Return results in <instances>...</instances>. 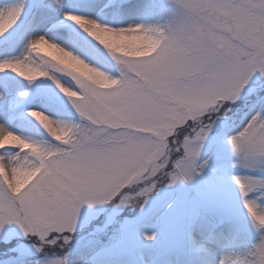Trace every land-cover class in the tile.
<instances>
[{"label":"snow or ice","instance_id":"6c2138e0","mask_svg":"<svg viewBox=\"0 0 264 264\" xmlns=\"http://www.w3.org/2000/svg\"><path fill=\"white\" fill-rule=\"evenodd\" d=\"M172 3L181 13L167 23L126 26L102 19L138 8L131 4L126 8L122 0L34 3L36 11L59 13V22L50 23L61 43L26 25L25 0L0 5V43L17 36L7 51H0V166L9 179L22 171H36L19 192L0 177V241L22 236L28 243L17 255L44 253L57 246L58 258L49 264H69L66 249L78 226L87 225L101 241L109 232L107 216L82 215L84 206L143 208L159 183L192 181L208 164L199 163V157L213 122L226 121L244 101L253 104L252 111L227 143L242 166H264V0ZM150 7L141 10L147 13ZM93 29L146 37L155 50L145 57L120 59ZM21 44L23 51L15 55ZM51 49L104 72L117 86L97 89ZM113 62L117 75L111 74ZM48 63L56 68L48 69ZM25 66L35 78L21 74ZM48 81L55 85L51 94L41 99L38 110L28 113L36 132L47 138L17 134L11 126L26 103L21 97H29L21 85ZM68 101L78 121L56 119L68 112ZM50 127L68 137L62 142ZM17 137L39 151L30 154L22 149L13 142ZM29 155L31 168L24 164ZM233 180L260 239L244 255L224 256L219 264H264V209L248 198L254 191L264 195V179ZM144 238L155 236L145 233Z\"/></svg>","mask_w":264,"mask_h":264},{"label":"rangeland","instance_id":"374dc122","mask_svg":"<svg viewBox=\"0 0 264 264\" xmlns=\"http://www.w3.org/2000/svg\"><path fill=\"white\" fill-rule=\"evenodd\" d=\"M5 2L6 0H0V5ZM25 2L27 4L25 10L28 13L26 25L34 27L36 34L47 33L48 37L61 43L53 24L50 23L53 20L59 22V13L52 9L36 11L32 7L34 3H48L51 0ZM122 2L126 8L129 4L137 5L138 8L120 16H106L102 19L120 26L140 22L164 24L181 13L172 0H122ZM145 5L151 6L147 13L141 10ZM93 31L111 46L114 54L120 59L145 57L155 50L153 43L146 37L116 36L97 29ZM16 39L17 36L14 34L10 42L0 43V51H7L9 43L15 42ZM51 50L97 89L110 90L117 86L104 72L90 69L71 57L64 56L62 52ZM22 51L23 44L14 54L19 55ZM46 67L54 70L56 64L48 63ZM20 71L21 74L32 75L35 78V74L31 73L27 66ZM111 74H118L115 62L111 65ZM54 87L53 81L43 85H27V82L21 85V90L27 91L29 97H21L26 103L22 105L11 126L14 132L36 140L47 138L46 133L45 136H40L36 132L31 123L33 118H30L28 113L31 110H38L42 106L41 99L50 95ZM68 92L70 89L66 90V94ZM72 95L80 99L75 93ZM252 107V103L244 101L242 107H236L228 114L226 121L213 122L212 130L204 142L199 157V163L207 160L208 164L192 181H178L174 185L167 182L159 183L148 195L143 208L126 206L117 210L111 204L84 206L81 210L82 215L95 219L97 214L103 212L107 216L109 232L101 241L87 225L78 226L66 249L69 264H219L224 256L235 259L249 251L259 241L260 236L242 207L243 197L233 177L264 179V166H242L231 152L227 139L242 126V121L252 111ZM56 119L75 122L79 117L68 101V112L57 115ZM49 131L62 142L68 137L66 132L52 127ZM13 142L30 154L39 151L37 147L25 144L18 137L14 138ZM24 164L31 168V155L25 158ZM35 175V170L22 171L9 179L6 170L0 166V177H4L17 192ZM248 198L256 199L261 209H264V195L259 191L250 193ZM145 233L154 235L155 239H145ZM27 243L22 236L7 243L0 241V246L11 245L4 251L0 248V264H36L37 261L40 264H49L51 260L58 258L60 250L56 246L47 248L44 253H36L33 250L28 255H17V250Z\"/></svg>","mask_w":264,"mask_h":264},{"label":"trees","instance_id":"16d2710c","mask_svg":"<svg viewBox=\"0 0 264 264\" xmlns=\"http://www.w3.org/2000/svg\"><path fill=\"white\" fill-rule=\"evenodd\" d=\"M9 246V244H4V246H0L1 249H3L2 251H4L5 249H7ZM57 247V246H56Z\"/></svg>","mask_w":264,"mask_h":264}]
</instances>
